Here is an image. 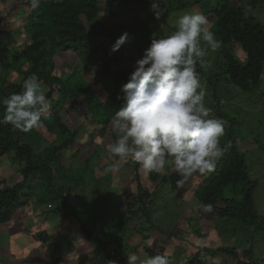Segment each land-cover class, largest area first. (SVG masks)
I'll list each match as a JSON object with an SVG mask.
<instances>
[{
  "label": "trees",
  "instance_id": "trees-1",
  "mask_svg": "<svg viewBox=\"0 0 264 264\" xmlns=\"http://www.w3.org/2000/svg\"><path fill=\"white\" fill-rule=\"evenodd\" d=\"M6 1L0 0V99L19 92L23 80L35 73L47 89L50 109L42 117L41 126L27 133L13 130L11 125H0V168L3 158L9 154L24 162L21 180H16L14 174H0V264H12V261L63 264L77 249L83 252L87 248L90 251L86 254L92 253L105 264L109 261L126 264L127 255L133 252L163 254L168 245L179 240L177 237L188 232L190 227L184 222L177 232H164L153 221L155 214L164 207L152 197L151 185L161 183L164 189L166 186L167 191H171L173 200H177L182 188L186 187H177L180 176L168 166L159 174L145 173L130 158L118 172L103 171L113 159L106 152L111 159L103 165L105 146L118 138L109 120L122 104L123 83L152 38L151 34L137 32V25L132 24L138 21L136 15L129 23L124 20L133 12L132 3L141 5L140 11L147 12L146 16H155L150 8L152 2L39 0L34 8L31 0H10L9 5ZM159 2L165 16L195 11L209 18V26L221 46L211 73L203 75L209 80L205 82L209 84L208 88L212 90L210 84L220 87L222 94H229L231 98L235 97L233 91L249 92L258 88L264 74V23L257 11L264 10V0ZM148 10H151L150 14ZM21 13L17 22L15 18ZM119 20L126 22L130 34L128 41L135 46L127 48L129 42H126L118 51L112 52V45L122 34V27L117 26ZM94 24H98L97 30ZM111 25H115V33L110 30ZM18 36L27 39L20 44ZM7 38L11 40L9 43ZM238 47L245 58L242 51L237 53ZM129 49L136 53L129 55ZM72 56L81 66L68 62V57ZM94 62L100 67L93 71L89 63ZM212 96L215 102L221 100L222 103L223 97L216 92H212ZM205 99L210 97L205 95ZM3 111L0 104V118ZM215 116L224 119L227 115L217 111ZM69 117L73 119V125L69 123ZM79 117L82 120L79 121ZM99 138L103 141L97 143ZM231 142L232 147L219 158L214 171L204 177H191L196 184L190 187L186 211L191 216L201 217L208 214L201 211L202 206L211 204L213 211L210 214L223 218V224L230 226L234 220L244 229L255 227V231H260L264 229V219L255 200L259 182L252 178L245 153L235 141ZM124 169L136 188L135 195L129 200L124 188ZM30 204L50 206L49 211L54 210L64 219L59 224L62 229L53 230L48 222L54 219L49 220L47 212L41 213L42 216L39 214V220L33 222L39 226L37 223L27 225L26 220L32 222L31 215L29 217L26 212ZM137 215L141 216L139 223ZM71 218L78 223V226L74 224L80 229L78 233L72 228L73 224L68 225ZM134 220L136 226L130 223ZM22 235L32 236L36 248L17 245L20 238H25ZM154 235L161 240L158 248L150 245ZM11 236L14 239L11 240V251L15 252L5 254L2 250L10 243ZM196 249L188 253V264H212V258L219 252L235 259L236 264H255L246 258L249 251H244L245 257L238 259L235 246L211 248L204 245ZM33 256L35 262L30 261ZM172 256L168 253L170 264Z\"/></svg>",
  "mask_w": 264,
  "mask_h": 264
},
{
  "label": "clouds",
  "instance_id": "clouds-1",
  "mask_svg": "<svg viewBox=\"0 0 264 264\" xmlns=\"http://www.w3.org/2000/svg\"><path fill=\"white\" fill-rule=\"evenodd\" d=\"M38 4L39 0H31L32 7ZM150 8L160 19L159 0H152ZM129 39L130 34L123 32L111 51H118ZM220 46L209 18L195 11L179 13L170 33L153 34L149 47L123 83L122 104L109 120L118 138L105 146L113 157L103 169L105 173L118 172L130 158L145 173L159 174L170 167L180 176L176 181L179 188L194 174L207 175L215 170L232 142L221 145L226 122L205 105V85L197 64L202 65L209 50L215 52ZM46 92L35 73L24 79L19 92L0 99L4 107L0 125H11L25 133L38 129L50 109ZM201 211L212 213L213 206L205 204ZM199 243L204 246L203 241ZM126 264L170 261L166 251L156 255L133 252L127 255Z\"/></svg>",
  "mask_w": 264,
  "mask_h": 264
},
{
  "label": "rangeland",
  "instance_id": "rangeland-1",
  "mask_svg": "<svg viewBox=\"0 0 264 264\" xmlns=\"http://www.w3.org/2000/svg\"><path fill=\"white\" fill-rule=\"evenodd\" d=\"M148 2L151 3L152 0H145V4H147ZM9 4H11V1L7 0L6 5ZM132 5L134 8L133 12L130 14V18L124 21H127V23H129L133 19V16L136 15L138 17V21H134L132 24L137 25L138 27L137 32L140 35L151 34L153 36L154 33H159L161 35L164 34L165 32L170 33L171 31L174 30V23L178 14L183 12V11L175 12L170 14L169 16H165V14L162 12L160 19H156L155 16L149 17L146 16L147 12L145 13L143 11H140L141 5L135 6L134 3H132ZM150 11L151 10H148V14L151 13ZM257 15L259 19L264 23V10L259 9L257 11ZM21 16L22 13L21 15L17 16L15 20L17 21V19L21 18ZM111 22L108 21V23ZM125 24L126 22H123L122 20L118 21L117 26L118 28L122 27V29H120L122 33L127 31V27ZM93 27L95 30H97L98 24H94ZM109 28L115 33V25H111L109 26ZM20 29L22 28L20 27ZM131 31L133 33H136L134 29H131ZM25 39H27V37L18 36L17 42L22 44ZM138 40L139 39H136L135 41L138 42ZM10 41L11 40L7 38V43H9ZM127 42H129V46H127V48H131V47L133 48L135 46L134 44L130 43V41ZM236 51L237 53H240L242 49L238 47ZM135 53L136 50L131 51V49H129V53H128L129 55L132 56ZM217 54H218V49L215 52L209 50L208 55L204 58L203 64L202 65L200 63L197 64V69H198L197 71L200 74L201 82L205 85L206 96L210 97V99H205L204 103L206 106L212 109L214 115L217 113V111L218 112L222 111L224 112V115H227L226 118L224 119L222 118L226 122L225 125L226 132H225V136L221 139V145L223 146V143H226L227 141L230 140L235 141L239 149L245 153V159L252 172V178L257 179L259 182V186L255 192V198H256L255 200L258 211L263 216L264 219V74L262 78L263 81L259 84L257 89L249 92L233 91V94H235L234 98H231L229 94L228 95L225 93L222 94L221 91L222 88L216 87L215 85L212 84H210V86L212 87L211 90L210 88H208L209 84H207L209 80H207L203 75L204 74L206 75L207 73H211V70L215 64V59L217 58ZM242 54H243V58H245L243 51ZM68 62H70L73 66L76 67L81 66V63L77 60L75 56L68 57ZM58 63L62 64L63 61H58ZM89 66H90V70L93 71L97 70L100 67V65L95 62L89 63ZM201 67L203 68V71H201ZM92 72H90V74H93ZM212 92H216L218 96L223 97L222 103L221 100L215 102V98L211 99L213 97ZM67 112H65L64 115H66ZM228 118L231 121L227 120ZM80 120L82 119H80L79 117V121ZM69 123L73 125V119L71 117H69ZM86 138H87L86 135H84L83 140H85ZM98 140L100 142L103 141V139L101 138H99ZM106 152L107 151H105V153L103 152L105 156L103 165L106 163L108 158L111 159L109 155H106ZM65 159L66 157L64 156L63 161H65ZM66 162L69 163L68 160H66ZM23 167H24V162L20 161L19 159H16L14 154H9L6 157H4L2 160L0 174L1 175L14 174L16 176V180L19 181L22 179L21 169ZM194 175L196 178L200 174H194ZM123 180H124V188L126 191L125 193L126 198L127 200H129L131 196L135 195L136 188L134 183L130 182L128 178V172L126 169H124ZM195 184H196L195 180L191 181V178H189V180L184 184L186 187L182 188V193L180 194L177 200H173V197H171L172 196L171 191H167L166 186L164 189L161 183L157 185L156 184L151 185V188L154 190L152 197L156 198L158 202H161L160 206L164 207V209H162L160 212L155 214L154 216L155 218L153 219V221L156 222L157 225H159L164 232H177L179 226H183L184 222L186 223L185 226L190 227L188 229L189 230L188 232L184 231L183 235L180 234L177 237L180 238L179 240L175 241L177 243L174 242L170 246L168 245V247L166 248L167 253L173 255L172 264H188V260L190 259L188 253L192 251H196L197 250L196 248L200 246L199 243L200 241H203L204 245L209 246L211 248H217L218 246L221 245L235 246L237 252L239 253L237 255L238 259H242L245 257L243 255L244 251H249L246 255V258L252 259L255 262V264H261L262 261L264 260V229H261L260 231H255L256 229L255 227L244 229L245 228L244 226H240V224H237V222L234 220H232L230 226H227L223 224V222L225 221L223 218H217V217L215 218L210 213L204 214L201 217L197 216V218L195 214L193 216L189 215L188 212L186 211L187 208L186 204H187V200L190 197V192H191L190 187ZM162 195H164V198L162 197ZM49 208L50 206L48 207L47 205L39 206V204L37 205L30 204L26 212L27 213L29 212V217L31 215L32 222H28L26 220V224L35 225L37 222L35 223L33 222L35 220H39L37 216L39 214L42 216L41 213L47 212L49 213L50 216L49 220L54 219L53 221L48 222L50 226L54 227L53 230L59 231L60 229H62V226L59 227V224L63 222L64 219L61 216H57L56 215L57 212H55L54 210L49 211ZM125 215H128V213L126 212ZM137 216L139 218L136 220L138 221L137 223H139L141 221L140 219L141 216L140 215ZM130 223L135 226L137 224L135 220ZM72 224H73L72 228L74 227V224L78 226V223L75 220V218L68 219V225L70 226ZM37 226H39L38 223ZM74 228L76 229V227ZM180 229L182 230L183 228ZM79 230L80 229L78 227L76 229V232L78 233ZM10 234H12V232L9 233V236ZM22 236L25 238L24 239L20 238L17 241V245L27 246V248L30 249L36 248L37 243H34V238L32 236H28V235L25 236L22 235ZM152 238L153 241L151 242L150 245L158 248L160 246L158 243H161L160 238L158 237V235H154ZM11 240L12 241L14 240L12 236L10 238V243L6 244L2 250V252H4L5 254H9V253L12 254L15 252L14 250L11 251V246H12ZM81 240L82 237L80 241ZM190 245H193V247L190 248ZM79 250L81 249H77L76 252L71 254L69 260L67 259L63 264H105V261L98 260L97 257H95L92 253L86 254L87 252L90 251L88 248L85 249L83 252ZM73 258L76 259L72 260ZM212 260L214 261L212 264H218V261L220 262V264L237 263L235 259H233L227 254H222L221 252H219L214 259L212 258ZM30 261L35 262V257L34 256L31 257ZM14 262L18 264L19 261H12V264H15Z\"/></svg>",
  "mask_w": 264,
  "mask_h": 264
}]
</instances>
